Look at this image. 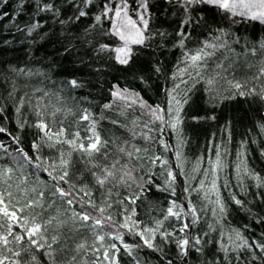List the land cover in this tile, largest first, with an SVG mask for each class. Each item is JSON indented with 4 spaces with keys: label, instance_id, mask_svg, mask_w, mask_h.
Here are the masks:
<instances>
[{
    "label": "trees",
    "instance_id": "1",
    "mask_svg": "<svg viewBox=\"0 0 264 264\" xmlns=\"http://www.w3.org/2000/svg\"><path fill=\"white\" fill-rule=\"evenodd\" d=\"M55 2L61 5V19L72 15L74 5L68 0ZM150 2L167 7L163 0ZM18 3L19 0H10L11 6L0 9L12 14L11 20L0 21V49L4 47L3 41L13 39L15 34L12 25ZM93 3L98 10L101 0H93ZM34 10L35 3L26 4L20 20L32 16ZM96 10L82 18L81 30L93 23ZM151 11L153 17L161 15L155 8ZM217 14L220 24L230 33L244 37L249 43L264 42V23L246 20L243 24L229 25L223 13L217 10ZM37 18L41 23L47 20L58 29L56 18L50 13ZM167 19L171 22L177 17L169 15ZM102 27L106 31L111 29L107 20L102 22ZM157 27V21L152 20L150 28L155 31ZM172 27L177 25L172 24ZM164 28L168 29V24ZM48 30L46 24L41 31ZM199 38L205 39L204 36ZM156 43L152 42L150 51L155 52L153 59L158 56L163 62L164 75L158 81L155 78L149 81L151 87H146L139 83L126 84L125 79L131 81L132 77L119 73L120 86L139 92L148 105L164 108L167 119V97L163 88L172 87L168 77L176 71L181 50L167 43V51L161 55ZM24 47L17 40L8 52L0 51V71L6 70L9 64L24 66L27 59ZM233 47L241 51L239 46ZM44 48L51 51L47 43ZM132 49L134 53L139 52V46L133 45ZM216 59L222 60L223 55L217 53ZM95 66L105 71L98 77H90L95 86L87 89L72 90L67 85L51 83L75 78L71 73L80 67L78 61L67 64L68 70L64 72L60 64H56L55 71L49 73L51 81L42 84L32 80L30 87L17 91L16 98L5 99V84L0 82V108H3L0 113V264H164L165 259L172 264H204L205 260L213 259V254L222 264L223 253L218 246L221 232L233 234L230 230L236 229L250 241L258 240L264 228L255 223L254 214H264V204L251 195L255 188L250 178L243 181L245 190H240L236 168L246 165L264 177V155H261L264 152V102L258 96L242 97L234 92V99L226 100L224 97L229 91L223 82L215 90V99L210 101L203 82L197 84L189 93L195 103L185 105L181 114L180 138L184 142L180 149L181 174L174 151L177 134L165 127L161 135L159 122H151L147 109L138 103L129 107L127 102L109 96L110 83H116L113 76L121 66L113 68L99 62ZM212 67L210 62L209 68ZM255 73L256 68L245 65L237 66L233 74L241 83L259 91L260 82L252 80ZM24 83L18 80V84ZM33 87H45L51 94L36 100L41 94L33 96ZM61 88L64 90L58 91ZM25 92L29 96L24 107L14 111ZM105 103H111L112 107L104 109ZM213 116L214 120L210 118ZM226 122L231 125L230 141L224 132ZM145 124L153 129L150 135ZM161 139L169 146L167 151L159 143ZM242 141L245 142L243 147ZM224 143L228 154L222 155L223 167L217 171V191L227 208L225 218L217 223L212 215L215 205L206 202L203 193L190 194L192 204L201 215L199 225L191 229L188 236L190 242L196 235L209 241L205 243L203 255L190 248L187 257H180L174 244H162L159 236L155 241L157 251L150 250L147 245L151 244L152 233L148 229L156 219H163L173 199L188 211L185 187L191 188L203 178V172L209 168V158L214 161L215 148ZM220 150L223 153V147ZM240 153H244L246 159ZM155 156L167 159V167L176 174L175 196L165 190L168 187L166 176L161 162L155 164ZM197 160L201 161L200 170L193 180ZM208 179L210 181L211 177ZM150 180L154 181V186L149 184ZM206 189L214 200L209 184ZM148 192L151 194L146 195ZM232 194L246 202L244 209L231 202ZM248 208L251 212L246 210ZM209 224L216 231L204 237ZM245 225L249 231H244ZM179 227V222L172 218L164 222L168 231ZM224 242L227 243L226 238Z\"/></svg>",
    "mask_w": 264,
    "mask_h": 264
},
{
    "label": "snow or ice",
    "instance_id": "2",
    "mask_svg": "<svg viewBox=\"0 0 264 264\" xmlns=\"http://www.w3.org/2000/svg\"><path fill=\"white\" fill-rule=\"evenodd\" d=\"M35 3V10L32 16L21 21L20 17L26 4ZM68 3L74 5L72 15L67 19H61V5L55 0H48L42 3L41 0H19L16 5L14 15L16 19L13 21L15 34L13 39L3 41V49L0 51L8 52L13 48L14 43L19 42L25 46L23 54L26 56L24 66L9 64L6 70L0 71V82L5 84V99L16 98L17 91L21 88L31 86L32 80H39L40 83L51 81L50 72L55 71L54 66L60 64L62 72L67 71V64H75L77 61L80 67L74 69L71 73L75 78L65 81H51L53 85L60 83L67 85L72 90L87 89L89 86H95L90 77H98L103 74V67H96L99 62L101 65L109 64L115 68L116 65L121 66L116 69L117 75L113 76L116 83H110L109 96L119 101H125L128 106L139 104L141 108H145L151 115V122H159V133L162 135L165 127L171 129L177 134V147L174 149L177 167L181 169L183 174L181 159V148L184 146L181 137V125L183 120L181 114L184 106H191L195 103L189 93H192L197 84L203 82L204 91L209 93V100L215 99L216 88L218 86L227 85L229 95L224 99H234L232 93L244 96H258L264 102V42L249 43L242 36L230 33L220 24V18L217 14L219 10L226 17V23L229 25L243 24L247 21H259L264 23V0H163V4L167 7H160L153 4L150 0H101V6L96 10L93 0H68ZM5 6H11L10 0H0V9ZM155 8L161 13L159 17H153L151 9ZM96 10L97 14L92 17L93 23L85 25L81 30L82 18L89 15V11ZM44 13H50L56 18L58 29H54L53 25L48 24L45 20L41 23L37 17ZM171 15L177 17L176 20L169 22L167 17ZM135 17V19L133 18ZM12 19V14L6 10L0 11V21ZM156 20L158 27L155 31L150 28V22ZM107 20L110 25V31H106L102 27V22ZM48 25V31H41L45 25ZM168 24L169 28L165 29L164 25ZM172 24L177 27L173 28ZM171 29V31H169ZM204 36L201 40L199 37ZM259 37H257V41ZM157 41L156 48L160 50L161 55L167 51L166 44L171 43L173 48L181 50V57L176 65V71L172 73L168 79L172 81L171 89L163 88L167 97V116L165 118V109L159 105L152 107L140 96L139 92L132 91L129 87L121 88L119 73L128 74L132 77L131 81L125 79V83L136 84L151 87L149 81L159 80L164 75V64L155 56L152 48V42ZM243 41V43H242ZM51 45L49 52L44 48V44ZM110 45H116L111 47ZM139 46V52L134 53L132 46ZM192 45V47H189ZM233 45L239 46L241 51L237 52ZM217 53L223 55V59L217 61ZM114 54V55H113ZM88 57V59H85ZM63 62V63H60ZM210 62L214 67L209 68ZM39 65V66H36ZM183 65V67H181ZM247 66L248 68H256L252 80L260 82V90L255 87L249 88L247 83H241L233 74L237 66ZM79 73V75H77ZM227 74V75H226ZM18 80H23V85L18 84ZM179 81V82H177ZM145 87V90H146ZM64 89H58L63 91ZM41 94L38 99H44L51 93L45 87H33L32 95ZM91 94V93H90ZM29 96L28 92L18 100V105L14 111H18L24 107V101ZM111 103H105L104 109H110ZM3 108H0V113ZM215 119V117H210ZM85 119L87 113L85 112ZM195 119V117H193ZM145 128L148 133L153 131L147 124ZM227 141L231 140V125L226 122L224 128ZM159 143L167 151L169 146L161 139ZM245 142H241L243 147ZM223 147V153L220 148ZM227 146L224 143L215 148V160H208L209 168L203 172V178L193 187H185L184 192L188 194V211L183 210L182 205H177L173 199L166 210L163 219H156L153 226L148 229L152 233V241L147 245L153 252L157 251L155 243L157 236L160 237L161 243L164 245L174 244L178 249L177 255L187 257L189 250L195 251L203 255L205 243L200 235H196L190 242L188 233L191 229L197 227L200 223V215L197 207L192 204L190 194L203 193L204 200L215 206L212 208V215L217 223L222 221L227 213L224 202L220 199L217 191V171L223 167L222 155L227 156ZM246 159L244 153L239 154ZM264 155V152L261 153ZM156 161L161 162V168L166 176L165 183L167 189L175 196L173 184L176 174L169 168L168 160L162 156H155ZM200 160H197L196 167L193 168V177L200 170ZM237 180L241 191L245 190V179H251L255 192L251 193L254 199L264 204V177L259 173H254L246 165L241 168L237 165ZM209 177L211 180L209 181ZM185 182L188 178L185 177ZM149 184L154 186V181L150 180ZM206 184L210 185V190L214 194L215 199L209 196ZM225 187L228 185L225 184ZM160 190L159 188L157 189ZM151 194L150 192L146 193ZM231 202L240 209H244L245 201L237 198L235 194L231 195ZM251 212V208L246 209ZM264 212V209H262ZM189 216L191 221L189 222ZM170 218L179 222V228H173L168 231L164 228V222ZM255 223L264 228V214H254ZM213 225H208V231L203 233L204 237H208L210 233L215 232ZM244 231H249L244 226ZM233 234L221 232L220 241L218 243L220 251L223 253L222 264H264V232L260 233L258 240L250 241L242 232L236 229L230 230ZM180 233L182 235H177ZM225 238L227 243H225ZM164 264H172L171 260L165 259ZM204 264H221L220 260H205Z\"/></svg>",
    "mask_w": 264,
    "mask_h": 264
},
{
    "label": "rangeland",
    "instance_id": "3",
    "mask_svg": "<svg viewBox=\"0 0 264 264\" xmlns=\"http://www.w3.org/2000/svg\"><path fill=\"white\" fill-rule=\"evenodd\" d=\"M135 19V17H133Z\"/></svg>",
    "mask_w": 264,
    "mask_h": 264
}]
</instances>
